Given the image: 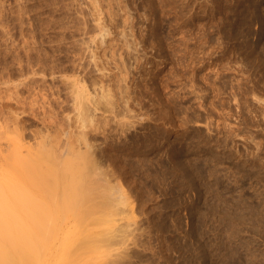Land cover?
<instances>
[{"label":"rangeland","instance_id":"obj_1","mask_svg":"<svg viewBox=\"0 0 264 264\" xmlns=\"http://www.w3.org/2000/svg\"><path fill=\"white\" fill-rule=\"evenodd\" d=\"M67 81L113 99L84 129L101 184L39 217L0 207V230L10 213L18 234L37 224L30 245L18 235L7 252L33 250L34 264H112L123 251L135 264H264V0H0V105L18 96L42 117L53 98L65 105ZM35 111H18L25 145L39 141L33 130L52 135ZM4 120L2 165L13 141ZM116 228L132 234L107 241Z\"/></svg>","mask_w":264,"mask_h":264},{"label":"bare ground","instance_id":"obj_2","mask_svg":"<svg viewBox=\"0 0 264 264\" xmlns=\"http://www.w3.org/2000/svg\"><path fill=\"white\" fill-rule=\"evenodd\" d=\"M94 2V0H93ZM96 2V1H95ZM94 4V3H93ZM92 5V4H91ZM95 5V4H94ZM93 6V5H92ZM98 7V6H95ZM93 9H96L94 7H92ZM125 9V8H124ZM91 10V8H90ZM89 10V12H90ZM97 10V9H96ZM122 10V8H121ZM94 11V10H93ZM92 11V12H93ZM99 12V11H98ZM97 12H95L96 14ZM100 13V12H99ZM98 13V14H99ZM127 13V12H126ZM125 13V14H126ZM94 14V15H95ZM107 15H110L108 13H106ZM105 14V15H106ZM124 14V13H123ZM89 15H91L89 13ZM93 15V14H92ZM116 15V14H114ZM97 16V15H96ZM99 16H102L101 14ZM124 16V15H123ZM122 16V17H123ZM126 16V15H125ZM125 16L122 18L125 19ZM106 17V16H105ZM129 17V16H128ZM96 18V17H95ZM99 18V17H98ZM108 18V17H107ZM111 18V17H110ZM109 18V19H110ZM127 18V17H126ZM102 19V18H101ZM112 19V18H111ZM92 20V19H91ZM114 20V19H113ZM129 19H127L128 21ZM98 21V20H97ZM99 21H101L99 19ZM111 21V20H109ZM124 21V20H123ZM94 22V21H93ZM96 22V21H95ZM102 22V21H101ZM115 22V21H114ZM103 23V22H102ZM116 23V22H115ZM129 23V22H128ZM104 24V23H103ZM111 24V23H110ZM126 24V23H124ZM97 25V24H96ZM116 25V24H115ZM114 25V26H115ZM129 25V24H128ZM132 25V24H131ZM103 26V25H102ZM94 27V25H93ZM95 28V27H94ZM128 28V27H127ZM100 29V28H99ZM130 29V28H128ZM91 30V29H89ZM103 30V29H102ZM124 30V28H123ZM98 31V30H97ZM102 32V31H101ZM90 33V31H89ZM106 33V32H105ZM98 34V32H97ZM101 34V33H100ZM99 34V35H100ZM108 35V34H107ZM102 36V35H101ZM105 36V35H104ZM95 38V37H94ZM104 38V37H103ZM103 38H101L103 40ZM105 39V38H104ZM91 40V39H90ZM101 41V40H100ZM84 42V41H83ZM93 42V41H92ZM95 42V41H94ZM103 42V41H102ZM97 43V41H96ZM85 44V43H83ZM95 44V43H94ZM102 44V43H101ZM88 45V44H86ZM90 49V48H89ZM93 49V48H92ZM91 49V51H92ZM91 51L90 52L91 54ZM95 51V50H94ZM93 51V52H94ZM96 54V52H95ZM94 54V56H95ZM93 55V53L91 54ZM119 55V54H118ZM121 55V54H120ZM119 55V56H120ZM97 57V56H96ZM121 58V56H120ZM95 59V58H94ZM97 59V58H96ZM91 60V59H90ZM99 60V58H98ZM98 60H94L95 63H97ZM88 61V60H87ZM92 61V60H91ZM90 61V62H91ZM93 62V63H94ZM121 62V61H120ZM89 64V63H88ZM100 64V63H98ZM120 67L122 66V62L120 63ZM94 65V64H93ZM92 65V66H93ZM96 66V64H95ZM94 66V67H95ZM124 66V65H123ZM103 70V67L100 66ZM96 69H98L97 67H95ZM83 69V68H82ZM86 69V68H85ZM88 70V69H87ZM125 70L127 71V69L125 68ZM125 70L122 69V71L124 72ZM83 71V70H82ZM91 71V70H90ZM89 71V72H90ZM96 71V70H95ZM98 71V70H97ZM96 71V72H97ZM125 71V72H126ZM86 72V70H85ZM84 72V73H85ZM100 72V71H99ZM122 73V74H126V73ZM83 73V72H82ZM92 73V72H91ZM102 73V72H101ZM80 74V73H79ZM90 74V73H88ZM104 74V73H103ZM100 74V75H103ZM83 76V75H82ZM86 76V75H84ZM122 76V75H121ZM124 76V75H123ZM90 77V76H89ZM95 77V76H94ZM127 76H124V78H126ZM71 78V77H70ZM91 78V77H90ZM90 78L88 79V81L90 80ZM96 78V77H95ZM122 78V77H121ZM123 78V80H125ZM68 80V78H66ZM81 79V78H80ZM87 79V78H86ZM97 79V78H96ZM95 79V80H96ZM33 80V79H32ZM73 80V79H72ZM37 81V80H35ZM83 81V80H82ZM81 81V82H82ZM87 81V80H86ZM87 81V82H88ZM94 81V79H93ZM102 81V80H100ZM99 81V82H100ZM26 82V81H24ZM23 82V83H24ZM30 82V81H29ZM63 82V81H62ZM90 82V81H89ZM123 82V81H122ZM126 82V81H125ZM124 82V83H125ZM28 83V82H26ZM68 83V84H67ZM67 83L65 84V88L67 89V92L64 90V95L65 96V101L64 103H68L67 101H71V106H68L63 104V102H55V98H53L54 100L51 103H54V105L51 106L55 107L56 109H50V110H46L49 114L46 115L48 117H50L49 120L46 121V116H44V114H46L47 112L44 111L43 116L41 117L40 115H38L39 113L36 112L35 110H33V108L29 111L26 110L25 108V102L23 100H21V97L19 98L18 96H11L10 94L14 91H12L9 94V98L11 99V102L9 103H4L0 105V118L1 119H7V121L9 122V124L7 126L8 132L13 136V141L10 144V149H9V154L5 155V157L3 156V160H5L4 158H6L4 165L0 164V207L1 208H19L22 209L23 212L25 213V216L30 218L33 216L38 215L40 212H42L41 210H43V207H48V206H59L60 205H64V203L62 202L63 200L67 201L68 203H70V207H74L77 206V203H79V199H87V196L90 192V194H93L94 192V188L98 185L101 184L99 181H94V183L91 182V176L94 174L96 176L100 175V173L98 172V161L96 162L97 159H94L95 157L92 154V148H91V144H89L87 142V138H89L88 135L89 132L84 131L85 127L87 126V123H92L93 121V112L96 111L98 108L100 109V106L102 104V102H105L109 108V106H111V108H113V104L112 101L109 99L110 97V93L107 90L106 94H104L105 92L102 93V95L100 96V98L102 99V102L97 101L96 100V94L90 96L84 85L79 86L77 85L76 81H67ZM79 83V82H78ZM85 83V82H84ZM83 83V84H84ZM93 82L91 81V85ZM82 84V83H81ZM86 84V83H85ZM99 84V83H98ZM103 83H101L102 85ZM19 86V84H16ZM15 85V86H16ZM23 84L20 83V86H22ZM25 85V84H24ZM30 85V84H29ZM64 85V83L62 84ZM96 85V82H95ZM94 85V87H95ZM100 85V84H99ZM100 85V86H101ZM106 85V84H105ZM125 85V84H124ZM27 86V85H25ZM126 86V85H125ZM17 87V86H16ZM62 87V86H61ZM93 87V86H90ZM102 87V86H101ZM98 88V89H101ZM104 87V86H103ZM109 87V86H108ZM30 88V86L28 87ZM54 88V87H53ZM58 88V87H57ZM56 88V89H57ZM63 88V87H62ZM86 88V89H85ZM105 88V87H104ZM107 88V87H106ZM14 89V86H13ZM17 89V88H16ZM21 89V88H20ZM48 89V88H47ZM46 89V90H47ZM50 89V88H49ZM108 89V88H107ZM123 89V88H122ZM128 89V88H127ZM22 90V89H21ZM43 90V89H42ZM52 90V89H50ZM90 90V89H89ZM19 91V90H18ZM23 91V90H22ZM45 91V89H44ZM57 91V90H55ZM94 91V90H93ZM125 91V90H123ZM127 91V90H126ZM125 91V94H126ZM49 92V91H48ZM90 92V91H89ZM92 92V91H91ZM90 92V93H91ZM112 93V91H110ZM12 93V94H13ZM17 94V91L15 92ZM50 93V92H49ZM52 93V92H51ZM56 93V92H55ZM60 93V92H59ZM62 93V92H61ZM96 93V92H92ZM115 93V92H113ZM15 94V95H16ZM63 94V93H62ZM98 94V93H97ZM123 94V95H125ZM57 95V94H56ZM112 95V94H111ZM128 95V94H127ZM63 96V97H64ZM98 96V95H97ZM117 96V95H115ZM113 97V96H112ZM121 97V94H120ZM125 97V96H124ZM130 97V96H129ZM119 98V96H118ZM116 99V101H118L119 99ZM131 98V97H130ZM100 99V100H101ZM112 99V98H111ZM122 99V98H120ZM113 100V99H112ZM123 100H125V98H123ZM126 100L128 101V98H126ZM131 100V99H129ZM115 101V100H114ZM3 103V102H1ZM101 103V104H100ZM103 103V104H105ZM122 103V102H121ZM70 104V103H69ZM100 104V105H98ZM105 104V105H106ZM117 104V103H116ZM128 104V103H126ZM30 105V104H29ZM106 105V106H107ZM31 106V105H30ZM98 106V107H97ZM100 106V107H99ZM115 106V105H114ZM122 106V105H121ZM32 107V106H31ZM30 107V108H31ZM126 108V106H124ZM123 107V108H124ZM106 108V109H107ZM122 108V109H123ZM70 110L71 113L73 115H68L67 116V112L65 114V117H63L64 114H60L61 112L65 111V110ZM98 109V110H99ZM101 110V109H100ZM108 110V109H107ZM111 110V109H110ZM113 110V109H112ZM115 110V109H114ZM18 111H20L19 113L24 114L28 113L27 115H29L32 111H35V113H32L31 118L36 119L38 122H41V124L43 123L42 126H44V128L46 127V129L52 133L51 134H47V136H42L40 134H36V131L33 130L32 134H35L39 141L37 140V142H35L32 145H25V143H23V138L27 136V126L25 120L23 117L24 115L18 116ZM102 111V110H101ZM104 112L106 111L105 109L103 110ZM125 111H127V108L125 109ZM124 111V112H125ZM107 112V111H106ZM111 113V112H110ZM126 113V112H125ZM59 115L61 117H59ZM4 117V118H2ZM25 117V116H24ZM95 117V116H94ZM26 118V117H25ZM96 118V117H95ZM30 119V118H29ZM97 119V118H96ZM6 120H4L5 122ZM28 121V120H27ZM36 121V122H37ZM89 123V124H90ZM97 123V122H96ZM100 123V121H99ZM124 123V122H123ZM122 123V124H123ZM126 123V122H125ZM32 124H38L35 123L34 120L31 119V125ZM40 124V126H41ZM95 124V122H93V124H90L91 126H93ZM103 124V123H102ZM120 124V122H119ZM120 124V125H122ZM130 124V123H129ZM96 125V124H95ZM105 125V124H104ZM89 126V125H88ZM98 126V125H97ZM36 127V126H35ZM122 127V126H121ZM124 127V126H123ZM40 128V127H39ZM87 128V127H86ZM96 128V126H95ZM99 128V127H98ZM97 128V129H98ZM26 129V131H25ZM29 129V128H28ZM36 129V128H35ZM92 129V128H91ZM30 130V129H29ZM38 131V129H36ZM46 130V132H47ZM86 130V129H85ZM96 129H94L95 131ZM122 130V129H121ZM124 130V129H123ZM31 131V130H30ZM28 131V132H30ZM42 131V130H41ZM89 131V130H88ZM92 130H90L91 133ZM40 132V131H39ZM48 132V133H49ZM93 132V131H92ZM124 132V131H123ZM53 133L55 135H53ZM95 133V132H94ZM101 133V132H100ZM96 134V133H95ZM46 135V133H45ZM88 135V136H87ZM94 135V134H93ZM36 136H34L36 138ZM95 136V135H94ZM92 136V137H94ZM34 138V140H35ZM91 138V137H90ZM33 138H31L32 140ZM93 139V138H92ZM89 141V140H88ZM91 142V141H90ZM122 142V141H121ZM120 145V143H119ZM126 146V145H125ZM100 149V148H99ZM123 149V147H122ZM102 150V149H101ZM132 150V149H131ZM94 151V150H93ZM8 152V151H7ZM98 152V149L97 151ZM107 152V151H106ZM103 154V153H102ZM101 154V155H102ZM100 155V156H101ZM108 155V154H107ZM115 155V154H113ZM112 155V156H113ZM93 156V157H92ZM96 156V155H95ZM99 156V155H98ZM99 156V157H100ZM111 156V155H110ZM106 157V156H105ZM2 158V157H1ZM97 158V157H96ZM102 158V157H101ZM104 158V157H103ZM102 158V159H103ZM108 158V156H107ZM114 158V157H112ZM117 159V158H116ZM115 159V161H116ZM122 159V158H121ZM124 159V158H123ZM122 159V161H124ZM129 159V158H128ZM112 160V159H111ZM120 160V159H119ZM113 162V161H112ZM2 163V161L0 162ZM115 164V163H114ZM117 164V163H116ZM2 165V166H1ZM110 165V164H109ZM117 166V165H116ZM125 166V164H124ZM123 167V166H122ZM130 167V165H129ZM100 168V167H99ZM101 169V168H100ZM104 169V168H103ZM114 169V168H113ZM107 170V169H106ZM111 171V170H108ZM120 171V170H118ZM125 170H123L124 172ZM74 172V173H72ZM107 172V171H106ZM114 173V172H113ZM118 173V172H117ZM111 174V173H110ZM115 174V173H114ZM102 175V174H101ZM100 175V176H101ZM109 175V173H108ZM113 175V174H112ZM111 175V177H112ZM94 177V176H92ZM104 177L105 176V172H104ZM109 177V176H108ZM108 179V178H107ZM109 181V180H108ZM118 185V184H117ZM115 186V185H114ZM99 187V186H98ZM118 190L119 193L121 194V198H120V204H125V198L123 197V190L120 186H118ZM117 191V190H116ZM85 194H86V198H85ZM89 194V195H90ZM94 196V195H93ZM97 196V195H95ZM127 196V195H126ZM91 197L88 196V200ZM128 197V196H127ZM80 199V200H81ZM91 199V198H90ZM86 200V202L88 201ZM93 200V199H92ZM82 201V200H81ZM80 201V202H81ZM85 201V200H83ZM82 201V203H84ZM90 201V200H89ZM81 204V203H80ZM96 204V202H95ZM68 207V204H66ZM81 206V205H80ZM79 206V207H80ZM83 206V205H82ZM64 207V208H66ZM87 207V206H86ZM94 207V206H93ZM49 208V207H48ZM54 208V207H52ZM76 208V207H75ZM47 209V208H46ZM74 210V208H72ZM80 209V208H79ZM90 209V208H89ZM21 211V210H20ZM53 211V209H52ZM55 211V210H54ZM85 211V210H84ZM8 212V211H7ZM75 212V211H74ZM87 212V211H86ZM71 213V212H70ZM132 213V212H131ZM5 214V213H4ZM11 214V213H10ZM7 215V217L5 218V229L4 227L2 229H4L6 231V229L8 231H4L5 233V239L3 240V244L2 246H0V264H31L33 263L31 259H35L36 257H34V254L32 252H34L33 250H31L33 255H31L28 250L30 249H26L23 250V248L19 250H22L21 252H28V254L33 257L31 258L29 255L23 254V253H19L17 251H12L11 253L7 252L8 247H10V245L14 246L16 241L17 236L21 235L20 237L18 236V238L22 240H24L25 242H28L30 240H32L34 238V236H37L38 233H36V230H34L37 228V224L35 222H30L31 220H29V222H24V229L22 230V234H18L15 229L14 231L16 233H14L13 228H11L12 224L11 223L13 220L11 218H13V216ZM13 215V213L11 214ZM47 215H49L47 213ZM73 215H76L73 213ZM15 217V216H14ZM39 217V215L37 216ZM11 219V220H10ZM33 220V219H32ZM25 221V220H24ZM18 222V221H17ZM22 223V222H20ZM40 223V222H39ZM3 225V224H1ZM41 225V224H40ZM2 229L0 231H2ZM20 229V228H19ZM60 229V228H59ZM59 229L56 231V235H59L57 232L59 231ZM63 228H61L60 230L62 231ZM61 231H59L60 233H62ZM69 231V229H68ZM66 230L67 233H72L71 231L68 232ZM3 232V231H2ZM112 232H115V234L113 235ZM2 233V234H4ZM1 234V232H0ZM1 234V235H2ZM63 235L65 234L64 230H63ZM62 234H60L61 238H65L62 237ZM112 234V235H111ZM132 234L131 232H128L127 229H121V228H116L115 230L106 233L104 236H108L109 240L107 239V241H115L116 243H120L126 240V238ZM95 235V234H94ZM93 235V237L95 238V236ZM96 237H99L96 234ZM102 237V236H101ZM17 238V239H18ZM36 238V237H35ZM60 238V237H59ZM60 238V239H61ZM112 238V239H111ZM114 238V239H113ZM118 238V239H117ZM62 239V240H63ZM91 239V238H90ZM103 239V238H102ZM105 239V238H104ZM61 240V241H62ZM69 240L68 238L64 239V241ZM15 241V242H14ZM63 241V242H64ZM32 242V241H31ZM101 242H103V240H101ZM106 242V240L104 241ZM108 243V242H106ZM112 243V242H111ZM25 243H22V247H24ZM27 244V243H26ZM25 244V246H26ZM31 243H29L30 245ZM36 244V243H34ZM38 244V243H37ZM1 245V243H0ZM28 245V246H29ZM12 246V248H13ZM34 246L33 244L31 245V247ZM57 246V245H56ZM19 248V247H18ZM56 248V247H55ZM32 249V248H31ZM58 249V248H57ZM15 250V248H14ZM11 251V249H10ZM55 253V251H54ZM58 253V252H57ZM36 255H38L37 253H35ZM117 255V254H116ZM115 255V259L113 260L114 264H135L133 263L134 261H131L130 259L134 256V254H130L131 258H129V255H127L124 253L123 251V255H121V253H119V255L116 256ZM138 255V254H137ZM140 255V254H139ZM141 256V255H140ZM136 257V255H135ZM49 258V257H48ZM137 258V257H136ZM143 258V257H142ZM33 259V261H35ZM137 259H140L139 257ZM145 259V258H144ZM169 260V259H168ZM38 262V261H37ZM58 262V261H57ZM167 262V260H166ZM112 263V264H113ZM34 264V263H33ZM169 264V263H168Z\"/></svg>","mask_w":264,"mask_h":264}]
</instances>
